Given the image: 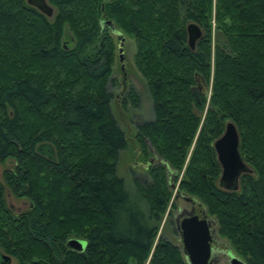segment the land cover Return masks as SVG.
<instances>
[{"label":"trees","instance_id":"1","mask_svg":"<svg viewBox=\"0 0 264 264\" xmlns=\"http://www.w3.org/2000/svg\"><path fill=\"white\" fill-rule=\"evenodd\" d=\"M48 2L52 20L0 0V161H13L1 177L29 202L14 219L0 182V252L41 264H187L180 246L155 238L192 145L178 192L202 204L245 264H264V0ZM105 19L134 38L150 100L135 138L142 161L158 160L131 189L116 175L127 137L110 108L117 45ZM188 22L201 29L193 50ZM138 100L130 87L120 103ZM228 121L248 167L234 190L218 186L212 148Z\"/></svg>","mask_w":264,"mask_h":264},{"label":"rangeland","instance_id":"2","mask_svg":"<svg viewBox=\"0 0 264 264\" xmlns=\"http://www.w3.org/2000/svg\"><path fill=\"white\" fill-rule=\"evenodd\" d=\"M47 3L49 4L48 0ZM50 5V4H49ZM51 6V5H50ZM52 7V14L50 17H47L49 20H52L56 14V9ZM63 36H65V31L68 32L66 25H64ZM211 30H214V24H211ZM123 42L121 45L122 49V61L120 62L118 58L117 50L114 53V62L112 66L111 77L114 84L107 83L109 90L112 93V101L110 104L111 112L115 118L117 124L124 130L127 137V144L123 150H120L116 158V175L121 178L126 188H132V178H137L140 182L148 180L146 175V161L149 160V164L158 160L155 156H149L145 161L141 160L139 146L136 142L135 133H136V123H140L145 120L151 119V110H150V100L147 93V88L144 80L142 79L140 73L137 70L135 62L133 60V55L135 52V42L134 38L130 34H122ZM115 46L117 45V39L113 37ZM123 66V67H122ZM122 67V68H121ZM133 88L135 93L138 95V105L136 107H130L123 109L121 106V98L126 92L127 88ZM204 114V113H203ZM201 115V117L203 116ZM192 145L187 149L182 167L174 181L173 187H171V194L169 201L167 203L166 209L161 216V219L158 223V230L156 239L159 237L165 238L172 242L173 244L180 246L179 235L176 228L175 219L183 212H189L191 207L194 206V209H202L206 215V218L210 220L209 229L210 234L213 236L211 246L214 250L213 264H228V257L223 251L229 250L233 252L238 258H241L235 251H233L229 245L225 242L224 238L219 236L216 233V223L213 216L208 215L205 212V208L202 204L193 196L188 195L187 193L178 192V181L183 174L184 167L187 163L188 156L191 152ZM13 166V161L10 158H7L3 161H0V182L4 186V200L6 206L13 213L14 219H18L20 213L27 210L29 202L26 198L22 196H17L5 186L2 180V174L6 170H10ZM188 198V199H186ZM191 200L193 206L191 205ZM1 218V216H0ZM51 223V221H49ZM2 228L3 225L0 223ZM50 226V224H49ZM50 229L52 227L50 226ZM12 234L9 238L13 237V240H17L18 233L9 232ZM14 233V234H13ZM20 235V234H19ZM49 250V248H48ZM50 251V250H49ZM4 254V252H0ZM6 255V254H4ZM8 264H41L42 262L32 263L28 259L21 260L16 255L14 257H9ZM146 262L144 261V263Z\"/></svg>","mask_w":264,"mask_h":264},{"label":"water","instance_id":"3","mask_svg":"<svg viewBox=\"0 0 264 264\" xmlns=\"http://www.w3.org/2000/svg\"><path fill=\"white\" fill-rule=\"evenodd\" d=\"M25 2L46 17H50L52 14V7L47 3V0H25ZM103 24L111 30L118 41L117 53L121 62L123 36L110 20H103ZM185 30L187 46L193 50L196 41L201 36V29L196 23L188 22L185 25ZM212 148L220 167L218 186L225 190H234L237 187L240 174L248 171V167L239 154L238 133L232 122L225 123L222 133L213 140ZM186 214L176 223V228L181 251L187 264H213L210 250V220L206 218L202 209H193ZM65 245L68 249L80 251L84 247V241L70 238ZM224 253L228 257V264H245L233 252L225 250ZM9 260V256L0 253V264H8Z\"/></svg>","mask_w":264,"mask_h":264},{"label":"flooded vegetation","instance_id":"4","mask_svg":"<svg viewBox=\"0 0 264 264\" xmlns=\"http://www.w3.org/2000/svg\"><path fill=\"white\" fill-rule=\"evenodd\" d=\"M190 203H191V205L193 206V202H190ZM193 209H194V206L191 207L190 211H192ZM190 211H189V212H190ZM187 214H188V213H187ZM187 214H186V212L181 213V215L178 216V218L175 219L176 223L179 222L180 219L183 218L184 216H186ZM210 232H211V231H210ZM210 238H211V241H210L211 257H212V260H213V262H214V258H213L214 250H213V248H212V246H211V243H212V240H213V236H211V234H210ZM223 252H224V251H223Z\"/></svg>","mask_w":264,"mask_h":264}]
</instances>
